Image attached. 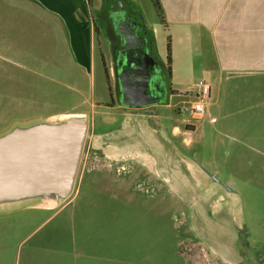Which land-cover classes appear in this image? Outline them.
Instances as JSON below:
<instances>
[{"label": "rangeland", "instance_id": "rangeland-1", "mask_svg": "<svg viewBox=\"0 0 264 264\" xmlns=\"http://www.w3.org/2000/svg\"><path fill=\"white\" fill-rule=\"evenodd\" d=\"M159 2L161 10L156 0H121L148 32L167 87L166 100L140 109L125 108L118 100L98 0L90 4L96 24L93 65L78 62L71 35L60 23L37 24L41 15L34 14V24L15 30L0 15V136L80 112L97 131L116 127L126 113L139 124L149 114L153 126L169 132L174 125L185 131L187 124L194 126L172 140L220 185L223 199L238 201L239 261L216 257L194 230L191 205L170 185L138 164L133 178L116 175L109 157L92 154L91 171L82 180L80 165L66 199L0 202V209L13 206L0 211V264H264V190L257 185L264 160L233 158L248 128L227 127L223 121L227 90L239 94L240 84L257 80L264 91V70L246 74L242 64L226 62L227 55H239L234 44L241 32L229 22L239 0ZM247 6L261 9L264 17V0ZM262 30L264 39V21ZM201 79L212 89L204 114L196 116L189 108ZM213 115L218 120L211 123ZM91 138L92 129L85 151Z\"/></svg>", "mask_w": 264, "mask_h": 264}, {"label": "crops", "instance_id": "crops-1", "mask_svg": "<svg viewBox=\"0 0 264 264\" xmlns=\"http://www.w3.org/2000/svg\"><path fill=\"white\" fill-rule=\"evenodd\" d=\"M249 1L251 3V0H239L231 11L229 22L237 25L241 32L239 41L234 45L240 48L239 55L228 58L227 55L226 62L242 64L246 74H258L264 70L261 67L264 63V17L261 9L248 8ZM90 4V0H0V15L15 30H20L25 23L34 24L30 23V15L34 14L41 15L37 24L60 23L71 35L78 62L93 65L96 58V24ZM259 85L257 80H252L238 86L239 94H235L233 89L225 94L222 104L224 126L248 128L245 135L237 140L243 146L233 158L264 160V91L258 88ZM127 114L120 124L109 131H97L96 123L88 119V132L92 129L95 133L90 144L102 149L111 159H133L153 178L163 180L179 192L192 207L194 230L216 257L226 263L239 261L240 205L236 199H223L218 189L220 185L211 181L204 167L182 153L172 140L173 136L177 137L185 130L178 125H174L171 132L155 127L148 119L149 114L139 124ZM217 120L216 115L210 117L211 123ZM253 127L255 129H249ZM194 128L187 124L185 129L191 131ZM260 170L257 185L264 190V167Z\"/></svg>", "mask_w": 264, "mask_h": 264}, {"label": "water", "instance_id": "water-1", "mask_svg": "<svg viewBox=\"0 0 264 264\" xmlns=\"http://www.w3.org/2000/svg\"><path fill=\"white\" fill-rule=\"evenodd\" d=\"M139 59L138 52L135 60ZM126 66L127 71L121 73L122 103L142 106L157 102L145 100L152 74L146 73L147 65L143 64L141 70L138 64L130 67L126 63ZM130 73L132 77H129ZM130 79L138 80L132 86ZM131 95L139 97L137 102L130 101ZM88 129L89 121L85 114L67 113L60 121L47 119L28 127L14 128L0 136V202L35 197H54L59 202L69 197L74 190ZM12 207L1 208L0 211Z\"/></svg>", "mask_w": 264, "mask_h": 264}, {"label": "flooded vegetation", "instance_id": "flooded-vegetation-1", "mask_svg": "<svg viewBox=\"0 0 264 264\" xmlns=\"http://www.w3.org/2000/svg\"><path fill=\"white\" fill-rule=\"evenodd\" d=\"M98 2L101 12V31L105 33L108 40V48L111 52L113 70L116 78L118 100L121 101V105L125 108L140 109L154 106L163 102V100H166L165 93L167 91V87L165 79L155 57L148 32L142 24L137 22L128 6L121 3V0H98ZM138 52L140 53V59L137 60V62L135 58ZM126 63L129 64L130 67L138 64L140 70L144 68L143 64L147 65L146 73L150 72L152 74L150 77L151 82L149 93L145 97V100L148 102L151 100H158L157 102L148 103L142 106H131L122 103L124 100V91L121 73L125 70L127 71ZM133 72L134 71L131 69L132 75L134 74ZM131 73L129 74V77H132ZM130 80L132 81H130L132 86H134L138 79H135L134 81L132 79ZM168 97L169 96H167V98ZM138 99V96L136 97V95H131L130 101L137 102ZM88 136L89 132L87 134L85 145L87 143ZM85 145L80 161V165L83 164L82 180H84L86 171L89 170L88 172H90L92 169L88 167V163L90 161L89 159L92 154H97L103 158L107 157L102 149H94L93 146H91L93 147L92 152H89L90 143L88 144L87 151H85ZM111 162H114L115 165H117V169H114L116 175L121 176L127 174L130 178L131 174V178H133L134 171L136 169V162L133 159H111ZM104 169L105 168H102L100 170Z\"/></svg>", "mask_w": 264, "mask_h": 264}, {"label": "built area", "instance_id": "built-area-1", "mask_svg": "<svg viewBox=\"0 0 264 264\" xmlns=\"http://www.w3.org/2000/svg\"><path fill=\"white\" fill-rule=\"evenodd\" d=\"M211 95V85L205 80L201 79L198 81L196 86V91L194 93V99L192 101V105L189 108L190 111L196 116H202L205 112V107L208 99ZM188 107L184 108L187 110Z\"/></svg>", "mask_w": 264, "mask_h": 264}, {"label": "trees", "instance_id": "trees-1", "mask_svg": "<svg viewBox=\"0 0 264 264\" xmlns=\"http://www.w3.org/2000/svg\"><path fill=\"white\" fill-rule=\"evenodd\" d=\"M90 3H91V0H90ZM156 4L158 5L159 9L161 10V6H160L159 0H156Z\"/></svg>", "mask_w": 264, "mask_h": 264}]
</instances>
